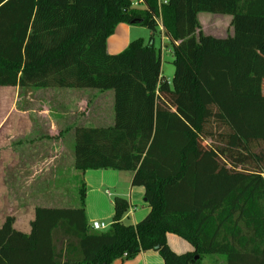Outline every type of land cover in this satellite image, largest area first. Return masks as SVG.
Wrapping results in <instances>:
<instances>
[{
	"label": "trees",
	"instance_id": "obj_1",
	"mask_svg": "<svg viewBox=\"0 0 264 264\" xmlns=\"http://www.w3.org/2000/svg\"><path fill=\"white\" fill-rule=\"evenodd\" d=\"M135 1L0 0V88L114 90L116 125L77 130L75 168L132 172L151 209L126 225L131 206L116 197L110 228L94 231L83 185L80 208L37 209L29 235L8 217L0 264H112L150 251L164 264H264V70L250 65L264 52V0ZM202 13L230 16L234 36L205 35ZM121 23L153 34L109 55ZM160 25L172 85L155 46ZM168 235L193 252L176 254Z\"/></svg>",
	"mask_w": 264,
	"mask_h": 264
},
{
	"label": "crops",
	"instance_id": "obj_2",
	"mask_svg": "<svg viewBox=\"0 0 264 264\" xmlns=\"http://www.w3.org/2000/svg\"><path fill=\"white\" fill-rule=\"evenodd\" d=\"M199 16L202 32L208 35ZM138 27L119 24L106 41L107 53L118 55L132 41L143 39L137 37L140 36L135 32ZM226 32L225 37L208 36L216 39L233 37L234 27L230 25ZM158 37L161 53L171 49V42L161 25ZM256 53L259 55L255 57ZM256 53H252L250 65L264 70V52ZM161 72L166 79L163 57ZM115 125L114 90L1 87L0 226L10 217L15 231L29 235L37 209L80 208L83 185L90 225L95 222L104 224L103 232L110 228L116 197L127 199L131 206L123 220L126 225H135L145 219L151 209L145 201V188L132 185V172H82L75 168L77 130L109 129ZM167 242L176 254L193 252V248L177 236L168 235ZM112 264L164 262L158 253L150 251L135 260H116Z\"/></svg>",
	"mask_w": 264,
	"mask_h": 264
},
{
	"label": "rangeland",
	"instance_id": "obj_3",
	"mask_svg": "<svg viewBox=\"0 0 264 264\" xmlns=\"http://www.w3.org/2000/svg\"><path fill=\"white\" fill-rule=\"evenodd\" d=\"M199 18L203 26L205 27L206 33L208 35L212 34L214 36H222V37H225V35H227L226 31L231 25L230 23L232 20L230 16L207 14V13L200 14ZM212 18L213 19L216 18V19L213 20ZM227 19L229 21H227ZM135 32H137L140 35L137 37L143 38L146 42L150 41V38L153 34L151 30L145 27H138ZM154 39H155V46L158 50L160 47L158 33L155 34ZM162 57H163V64H164V74L163 75L168 80V82L172 85V80H173L174 73H175V67L173 64L174 57L171 52V49L163 50ZM200 264H226V261L224 257L209 256V257H206L203 261H201Z\"/></svg>",
	"mask_w": 264,
	"mask_h": 264
},
{
	"label": "built area",
	"instance_id": "obj_4",
	"mask_svg": "<svg viewBox=\"0 0 264 264\" xmlns=\"http://www.w3.org/2000/svg\"><path fill=\"white\" fill-rule=\"evenodd\" d=\"M159 3L163 2V4H166V1L164 0H158ZM141 4H142V0H136L134 3H133V7L134 8H141ZM91 229L94 230V231H103L105 229V225L102 224V223H98V222H95L93 224H91Z\"/></svg>",
	"mask_w": 264,
	"mask_h": 264
},
{
	"label": "water",
	"instance_id": "obj_5",
	"mask_svg": "<svg viewBox=\"0 0 264 264\" xmlns=\"http://www.w3.org/2000/svg\"><path fill=\"white\" fill-rule=\"evenodd\" d=\"M133 24H135V22H133ZM145 201L147 202V200L145 199ZM195 260H198V257H195Z\"/></svg>",
	"mask_w": 264,
	"mask_h": 264
}]
</instances>
